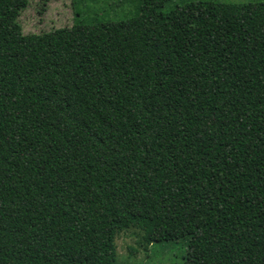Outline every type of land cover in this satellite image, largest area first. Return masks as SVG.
Listing matches in <instances>:
<instances>
[{
  "label": "trees",
  "instance_id": "16d2710c",
  "mask_svg": "<svg viewBox=\"0 0 264 264\" xmlns=\"http://www.w3.org/2000/svg\"><path fill=\"white\" fill-rule=\"evenodd\" d=\"M137 0L24 34L0 0V264H264V1Z\"/></svg>",
  "mask_w": 264,
  "mask_h": 264
},
{
  "label": "rangeland",
  "instance_id": "374dc122",
  "mask_svg": "<svg viewBox=\"0 0 264 264\" xmlns=\"http://www.w3.org/2000/svg\"><path fill=\"white\" fill-rule=\"evenodd\" d=\"M190 0H169L163 6L168 11ZM245 3L264 0H219ZM137 0H29L19 21L24 34L40 33L64 26H72L75 17H90L97 10H104L108 17L121 20L137 12ZM78 11V13H77ZM142 231L128 228L118 234L116 243L118 258L116 264H184L188 251L186 239L171 242H157L145 248Z\"/></svg>",
  "mask_w": 264,
  "mask_h": 264
}]
</instances>
